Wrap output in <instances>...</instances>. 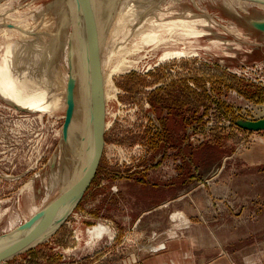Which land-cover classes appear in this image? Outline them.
Here are the masks:
<instances>
[{
	"label": "rangeland",
	"instance_id": "obj_1",
	"mask_svg": "<svg viewBox=\"0 0 264 264\" xmlns=\"http://www.w3.org/2000/svg\"><path fill=\"white\" fill-rule=\"evenodd\" d=\"M129 1L108 7L115 16L102 31L114 96L94 178L51 235L0 264H147L170 252L174 239L190 248L197 264L227 256L233 264H264V128L247 127L264 119V30L256 26L264 21V4ZM64 4L0 0V27L7 16L15 22L16 13L55 28ZM67 29H76L74 19ZM62 32L55 73L68 79V88L63 48L69 31ZM35 49L0 64V235L75 190L82 175L66 160L68 103L45 112L21 107L33 101L22 87L41 63ZM71 175L76 185L66 187Z\"/></svg>",
	"mask_w": 264,
	"mask_h": 264
},
{
	"label": "bare ground",
	"instance_id": "obj_2",
	"mask_svg": "<svg viewBox=\"0 0 264 264\" xmlns=\"http://www.w3.org/2000/svg\"><path fill=\"white\" fill-rule=\"evenodd\" d=\"M62 1L66 3L62 6V9L64 10V17L62 18V22H59V25L57 23L58 21L56 22L57 26L55 28H53V23H51V21L47 19H44L43 23H39V26L37 27L34 22V24L31 23V20V22H29L28 18L25 17L26 15L15 17L16 13H13L15 22H8L9 17L6 15L7 17L4 18L7 23L5 24L6 27H0V49L3 45L5 47L2 55V61H0L1 65L10 62V57L15 55L16 52H28L34 50V52L37 53V50L35 48L38 49L40 55L39 61H41V63L33 65L32 69L36 70V72H29V75L25 80L26 86L22 87H25V91L27 92L29 97L33 98V101L30 102L33 107L30 104L21 106L19 105L20 103L17 102L19 101L17 99L12 100V102L21 107L40 110L42 112L52 111L54 107H58L59 105H61L62 101L67 102L72 99L71 101H73L74 103V112L67 130V135H65L62 139L70 143L68 149H70L69 152H71V155L66 156V160L68 159L69 161H72L70 163L72 166V171L75 173V175H77L76 173L79 172V167H81L80 171H82V175L81 178H79L80 180L75 190L69 192L66 195H56V202L66 198L67 196H69V194L76 191L86 182L90 174L93 163L96 124L99 120V110L97 108L98 102H101L100 106L101 110H103V117L106 118V116L104 115L107 111V101L114 96V94L112 95L107 89L109 87V83L107 82L109 76L105 73L106 70L103 66V58L107 61L110 57L103 53L102 45L104 36L102 34V31L104 25L106 24V21H108V19L110 21L111 19L113 20V17L115 16V12L108 11V7H112V11L117 5H122V2H124V0H68L69 3L66 2V0ZM135 1L136 0H130L129 2ZM232 1L247 3L243 0ZM258 1H260L259 4H264V0ZM254 2L258 3L256 1ZM123 6H125L124 3ZM16 8L18 9V7ZM75 8L77 9V12L80 16V24H82V28L84 30L82 32H84L86 35L85 40H83V38L81 37L76 23V29L74 31L70 32V30L67 29V27L73 23V15L74 11H76ZM19 10L20 9H18V11ZM88 14H90L91 16ZM164 15H166V13H164ZM33 19L34 18H32V20ZM36 21H38V18L36 19ZM168 21H170V19H168ZM107 23L110 24L109 21ZM174 23H176V21H174ZM174 23H172V25H174ZM180 23H182V21H180ZM262 23H264V21H257L256 26H258L257 24L263 25ZM176 25H178V23H176ZM182 25H184V23H182ZM36 27L39 29V35L37 34L38 37L29 40L27 36L30 33L35 34L36 31L34 32V30L37 29ZM62 30L69 31V39L66 40L68 42H66V46L63 48V55L64 57L66 56L69 69H71L68 75L69 81L71 82L70 84H75L73 94L68 93V79L66 81L65 79L62 80L59 74L55 73V71H57V62L55 58L57 57V53L59 52V47L61 45L63 46L65 43V41L62 40ZM40 32H43L45 36L40 35ZM110 39L112 40V38ZM112 42L113 41H111V43ZM43 51L45 56L47 57L44 56ZM109 53L111 54V52ZM125 64L127 65V63H125L124 61V65ZM119 69H122V67H120L119 65H116V67L114 68V70L117 71ZM8 76H11L10 71L8 73ZM12 81L17 83L14 79H12ZM15 83L13 84L15 85ZM15 87L17 88V85H15ZM59 88L60 90L62 88V95L58 92ZM35 91L41 92L39 94ZM5 96L9 100L12 99L9 94H6ZM78 118L80 119V123L75 126L76 120ZM104 118L103 131H105L106 128V120H104ZM72 131L74 136L73 140L70 137ZM74 146L77 149L76 155L75 153L73 154V152H75ZM65 183L66 187H69L72 184V175L69 179L65 180ZM75 185L76 184L73 182L72 187H74ZM60 188L62 189L63 187L61 186ZM63 190L65 189H62L60 193ZM49 208H46L41 212L39 211L38 213H42ZM73 209V203L64 204L58 207L55 211L47 214L39 221H37L26 235V237L28 238L24 241L22 240L20 244L12 251L8 258L29 248L32 245H35L37 242L51 235L72 213ZM23 223L19 224L15 228L20 227ZM102 233L103 229L101 227H98L96 230V235H101ZM15 234L16 230L10 234L7 233L5 235H0V254L7 246L8 242L14 238Z\"/></svg>",
	"mask_w": 264,
	"mask_h": 264
},
{
	"label": "water",
	"instance_id": "obj_3",
	"mask_svg": "<svg viewBox=\"0 0 264 264\" xmlns=\"http://www.w3.org/2000/svg\"><path fill=\"white\" fill-rule=\"evenodd\" d=\"M74 1H76V0H74ZM75 10L76 11H74V15H73V16H75L74 20L78 26V31L80 32L81 37L85 40V37L83 36V32L80 29L81 28L80 21L75 14V12H77V9L75 8ZM262 24L264 25V23H262ZM257 25L259 28L264 30L263 25H260V24H257ZM70 83L71 82L69 81L68 93L73 94L75 84L74 83L70 84ZM71 100L67 101L68 107H67V112H66V120H65V124H64V136L67 135V130H68V127H69V124H70V121L72 119L73 112H74V103ZM100 104H101V102H98L97 108L99 110V120L97 121V124H96L95 142H94V149H93V151H94L93 163H92L90 174H89L86 182L82 186H80L76 191L69 194V196H67L66 198L56 202L52 207H50L46 211L33 215L29 220H26L20 227L16 228V234H15L14 238L8 242L5 249L0 254V262L9 257V255L12 253V251L20 244V242L24 239V237L31 230L32 226L37 221H39L41 218H43L47 214L55 211L58 207H60L64 204L73 203V208H74L77 205V203L79 202V200L81 199V197L83 196V194L85 193L86 189L91 184V182L94 178V175L96 173L97 165H98L99 159L101 157L102 148H103V144H104V131H103V118L104 117H103V110H101ZM247 127L248 128H254V129L264 128V119H259V120L254 121V122H250L249 124H247Z\"/></svg>",
	"mask_w": 264,
	"mask_h": 264
},
{
	"label": "crops",
	"instance_id": "obj_4",
	"mask_svg": "<svg viewBox=\"0 0 264 264\" xmlns=\"http://www.w3.org/2000/svg\"><path fill=\"white\" fill-rule=\"evenodd\" d=\"M184 245L188 246L189 244ZM182 246L180 239H174L170 242V252L159 255L153 256L148 258L147 264H197L198 260L196 257L195 259L191 256L190 248L188 247H179ZM201 264H233L230 257H222V258H212L210 260H202Z\"/></svg>",
	"mask_w": 264,
	"mask_h": 264
}]
</instances>
